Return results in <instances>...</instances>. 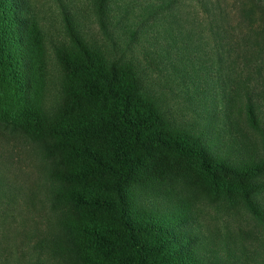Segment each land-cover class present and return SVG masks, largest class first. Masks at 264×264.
<instances>
[{"label": "trees", "instance_id": "obj_1", "mask_svg": "<svg viewBox=\"0 0 264 264\" xmlns=\"http://www.w3.org/2000/svg\"><path fill=\"white\" fill-rule=\"evenodd\" d=\"M179 1L87 2L103 35L117 42L118 32L123 48L133 52L146 43L144 57L150 64L156 43L173 55L169 71L156 68L165 92L156 88L154 79L147 81L139 60L113 58L87 35L78 12L83 5L63 4L61 35L52 41L33 0H0V88L20 105L13 117L0 100V121L16 130L17 118L23 116L32 138L52 141L46 146L62 153L67 171L57 174L70 189L54 188L50 201L60 193L88 216L85 224L75 225L62 209L50 205L49 237L27 262L15 259L11 264H73L64 249V230L80 235V247L88 250L82 255L84 264H254L249 259L257 263L264 258V122L259 114L264 105V54L258 44L264 41V23L245 40L251 45L238 50L236 59H244L242 76L230 49L221 50L231 39L225 18H210L205 30L194 16L181 15ZM202 6L211 12L208 2ZM245 7L249 22L255 8L264 16V0H247ZM206 31H213L209 35L218 40L221 52L216 50L214 57L204 47ZM200 51L203 57L196 54ZM160 57L167 59L166 54ZM250 58L254 71L247 64ZM49 61L56 94L53 106L45 110ZM194 102L201 122L182 116L183 109L193 110ZM239 122L248 127L247 136ZM253 132L259 150L250 141ZM162 152L196 160L220 191L225 210L242 208L248 213L255 230L250 237L252 256L242 255L241 260L227 236L204 233L197 219L190 221L191 211L171 199L144 194L139 201L131 199L126 187L132 177ZM172 228L183 234L176 235Z\"/></svg>", "mask_w": 264, "mask_h": 264}, {"label": "rangeland", "instance_id": "obj_2", "mask_svg": "<svg viewBox=\"0 0 264 264\" xmlns=\"http://www.w3.org/2000/svg\"><path fill=\"white\" fill-rule=\"evenodd\" d=\"M203 1L205 3L208 2L211 12L208 13L204 10ZM203 1L180 0V5H183V9H179L181 15L188 18L194 16L196 21L204 26L205 30L208 29L205 25H207L210 18L216 19L218 15L224 17L228 22V35L231 36V39L222 45L221 50L222 48L230 49L229 56H233L234 60H236V71H240L241 75L244 76V59H236L237 55L241 53L238 50L251 45L250 42L245 43V40L248 35H251L253 29L263 26L264 16L259 8H255L252 16L254 20L249 22L250 15L244 17L246 11L242 10V8H246L247 0ZM33 2L37 6L39 16L42 17L41 22L45 24L44 29L47 39L52 41H56L61 35L62 24L60 17L63 4L75 3V6L83 5L84 10L80 12L77 9L81 14L80 16L84 23L83 27L87 35L97 39V42L102 44L104 48L111 51L113 58L127 57L133 58L135 61L139 60L140 64L145 68L144 76L147 77V81L148 79H154L155 84H157L156 88L167 92L166 89H162L164 85L156 68L159 67L169 71L171 67L169 60H173V55L160 48L158 43L152 46L153 57H151L152 63L150 64L144 57V51L148 50L146 43H142V46L136 45L132 49L133 52H130L123 48L121 40H118V32L114 33L117 42L113 38L103 35L96 18L89 10L88 0H33ZM260 15H262V18H260ZM212 25L217 28L215 22ZM209 32H205V39L208 40V43L204 47L209 57H214L216 50L219 49L216 45L218 40L213 35L210 36ZM253 39L254 37L250 41L252 42ZM46 44L47 51H50L49 42H46ZM258 44L262 47L264 54V41L262 43L258 42ZM161 54H166L167 59H161ZM196 54L203 57L202 51ZM250 59L251 61H247V64L254 71V61L252 58ZM261 72L264 79V66H262ZM210 76L211 78L217 76V70L213 68V75L210 74ZM172 77L175 79L173 74ZM47 78L46 95L44 96L45 110L52 107L55 102L56 77L54 76L52 61H49V75H47ZM251 82L253 81L251 80ZM254 90L257 91V88H254ZM0 100L6 103L11 116L16 117L20 105H15L11 93L0 88ZM193 105L195 106H192L193 110L183 109L181 112L182 116L192 119L195 117L197 122H201L203 118L200 116L196 117L199 106L195 102ZM175 107L174 105L172 108L175 110ZM259 107V114H261V119L264 122V105L262 104ZM238 117H235L236 120L239 119ZM240 120L243 121V118H240ZM17 122L20 126L16 130L14 128L11 130L9 127L14 126L0 121V262L2 260L5 264H11L15 259H19L20 262H27L40 249L39 245L45 243L44 239L50 235L47 228L50 205H52V209L57 207L62 209L70 220H73L75 225L85 224L88 220V216L84 211L67 202L62 197V194L58 193L53 202L50 201L49 193L54 188L59 187L61 191L65 192L70 189L66 181L62 180L61 176L57 174L59 170L67 171V168L61 163L62 153L46 146L52 142L50 139L41 138L36 140L32 138L29 135L27 121L23 116L18 117ZM239 125L243 133H248V127L245 124L239 122ZM251 136L250 141L259 150V137L254 132ZM126 190L132 200L138 199L139 201L142 199L143 194L148 197L159 195L161 201L162 198L171 199L175 206L191 211L190 221L197 219L199 224L203 225L204 233L219 232L227 236L229 239L226 242L232 246L235 245L237 250L234 252L240 256L241 260H243L242 255L245 257L253 255L255 248L252 246L250 237L255 230L251 229L253 228L252 219L242 208L233 209L231 207L229 211L225 210L220 191L214 187L211 177L199 170L196 160L183 158L169 152H162L132 177ZM260 200L264 205V197ZM136 207H138V204H136ZM171 230L176 235L183 234L178 229L172 228ZM63 233L64 249L73 264H84L82 255H86L88 250L80 247V235L71 230H64ZM232 234H237L238 236L232 239L230 236ZM240 246L242 251L239 249ZM218 253L220 255L222 251ZM42 255L45 256L43 252ZM262 259L264 258H259L257 263L252 258L249 261L254 264H261L260 261Z\"/></svg>", "mask_w": 264, "mask_h": 264}]
</instances>
